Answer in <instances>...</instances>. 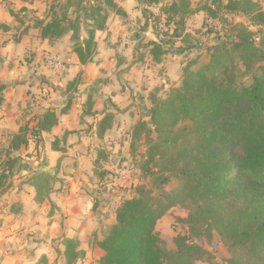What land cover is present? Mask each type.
<instances>
[{
    "label": "trees",
    "instance_id": "1",
    "mask_svg": "<svg viewBox=\"0 0 264 264\" xmlns=\"http://www.w3.org/2000/svg\"><path fill=\"white\" fill-rule=\"evenodd\" d=\"M136 1L144 26L149 24L156 36L146 44L154 62L175 52L178 40L186 42L191 37L184 33V21L196 11L229 25L233 38L207 44L203 54L186 60L179 83L164 97L148 94L150 106L130 128L129 151L134 154L144 145L136 167L152 180L158 193L139 184L133 195L118 203L114 222L94 242L102 251L98 264H197L211 256L202 243L209 245L214 232L230 243V255L216 264H264V36L251 29L264 26V9L254 0H206L196 9L190 0ZM151 5L157 6L156 13L149 10ZM29 11L25 6L8 8L19 24L13 28V40L19 41L30 29H37L38 37L48 44L68 36L81 65L93 61L95 33L105 29L108 12L126 16L117 0H51L42 17H30ZM235 14L246 17L248 24L229 22L228 16ZM160 24L166 28L161 32ZM0 28L12 29L4 23ZM239 72L249 81L239 80ZM80 81L77 74L66 90H76ZM3 89L0 84V107ZM95 96L91 88L84 115L97 114ZM68 109L69 103L59 113L47 107L34 124L28 121L12 134L0 160V188L20 167V156L10 153L26 147L31 139L39 143L42 133L49 132L58 115ZM112 123V113L102 112L95 123L96 136L102 138ZM58 144L59 138H54L51 148L61 150ZM94 166H99L98 161ZM172 179L178 185L166 191ZM49 181L44 172L30 179L37 203L47 199L52 189ZM175 206L187 211L182 218L186 231L176 233L172 237L175 249L167 250L156 225ZM63 245L66 264H75L84 254L76 240L64 238Z\"/></svg>",
    "mask_w": 264,
    "mask_h": 264
},
{
    "label": "crops",
    "instance_id": "2",
    "mask_svg": "<svg viewBox=\"0 0 264 264\" xmlns=\"http://www.w3.org/2000/svg\"><path fill=\"white\" fill-rule=\"evenodd\" d=\"M9 1L15 2V7H27L30 17H42L41 13L45 11V0L32 3ZM117 3L126 16L120 17L109 12L105 29L95 33L97 49L93 61L81 65L71 51L68 36L48 44L38 37L37 29H30L28 34L15 42L13 28L19 26H14L16 20L8 12V8L13 6L5 9L4 2L0 0V23L12 28L8 31L0 28V84L4 85V102L0 107V160L7 153L9 138L18 132L20 126L28 121L34 124L36 116L47 107L59 113L69 103L68 111L58 115L57 124L49 132L42 133L39 143L31 139L26 147L21 146L17 152L10 153L28 159L27 153L33 152L35 156L30 158L35 165L39 163L35 160L36 153L43 151L48 160L43 170L40 167L32 169L33 166L24 162V168L18 170L34 174L37 168L42 170L39 172H46L58 164L59 173L54 178L47 199L41 203L34 199L35 189L29 183L32 176L26 179V183L19 181L13 189L7 188L9 180L12 176L16 177L18 170L0 188V264H52L55 260L57 264L66 262L64 238L76 240L78 249L84 251L77 263L91 262L93 256L99 259L102 255V251L91 243V238L100 240L104 236L115 220L114 209L120 201L116 195L108 199L104 190L96 187L99 174L95 171L94 162L98 161V165H101L110 158L121 156L123 151L124 154L129 151L130 128L134 120L149 107L147 92L157 83H165L167 78L164 76L171 77L185 63L180 65L178 61V46L175 52L164 55L160 62L151 59L147 46L148 54L142 58L140 49L148 41L156 40V36L146 41L147 30L153 31L150 25L144 26L145 20L136 0H117ZM31 9L38 12L30 14ZM138 23L142 26L137 31ZM133 25L136 32L132 31ZM3 40H6L4 44ZM27 52L32 54L30 61L25 59ZM144 60L148 63L144 64ZM77 74L81 79L77 89L90 85L82 95L66 90L68 82ZM176 85L170 86L168 83L163 87L168 90ZM91 88L96 90L93 105V110L97 112L95 116L82 113ZM26 105H30L29 110L33 112L26 117L21 116L20 109ZM102 112L112 113L113 123L104 136L98 138L95 123ZM31 116L33 118L29 120ZM64 133L66 136L63 139ZM54 138H59L58 147L61 150L51 148ZM61 182L65 184L61 185ZM96 202L101 204L102 213L99 207L93 208ZM9 203L16 209H10ZM106 208L113 210L109 220L104 214Z\"/></svg>",
    "mask_w": 264,
    "mask_h": 264
},
{
    "label": "rangeland",
    "instance_id": "3",
    "mask_svg": "<svg viewBox=\"0 0 264 264\" xmlns=\"http://www.w3.org/2000/svg\"><path fill=\"white\" fill-rule=\"evenodd\" d=\"M2 1L4 2L3 5H4L5 9L7 6H13V8L15 10H17L19 8L17 6L15 7V2H10L9 0H2ZM190 1L192 4V7L196 9L201 3H203L206 0H190ZM254 1L262 9H264V0H254ZM50 2H51V0H45L43 2L45 9H46V6ZM139 8H141V5H139ZM148 8L152 12H155V13L157 12V6H155V5L148 6ZM34 12L37 13L38 11L37 10L34 11L33 9H31L30 14H34ZM41 14H44V13H41ZM108 14H109V12H108ZM148 19H149V21H151V18H148ZM142 20L140 22H142ZM228 21L231 23H242V24H246V25L248 24L246 17H244L243 15H240V14L228 16ZM147 25H149V24H147ZM14 26H19V24L16 23V21H15ZM141 26L142 25L139 23H138V28H136L134 25L131 26V27H133L132 31L136 32L135 28L138 31L141 28ZM160 27H161L160 32L162 30L166 29L163 24H160ZM84 28L85 27L82 26V35L84 34V31H83ZM251 29L259 30L258 31L259 34L260 35L262 34V36H264V26L259 27V28L258 27H251ZM147 31H148V33H146V35H145L146 41H148L149 38L154 37V35H155L154 32H150L149 30H147ZM184 31L187 32L188 34H190L191 37L186 42H182L180 39L176 43V46H178V48H181V50H182L181 53L178 54L179 56H177L180 65H182V63L185 62L186 60H188L189 58L196 56V54H203L204 53L203 48L206 47L207 44H212L214 42H218L219 39L229 41V40H232V38H233V33H232V30L229 27V25H222L221 22H218L216 20H212V19L206 17V15L201 11H196L195 13H193V14H191L185 18ZM3 39H6V38H3ZM6 40H8V39H6ZM6 40H3V44L6 42ZM256 40L257 41L259 40V36L256 37ZM197 43L201 44L200 47L198 49L193 48V46ZM190 46H192V47H190ZM139 54H141L142 58L148 54V48L146 45H145V47L140 49ZM31 55L32 54H30V52H27L26 57H25L26 61L31 60V59L29 60V57ZM46 62L48 63L47 59H46ZM143 62H144V64L148 63L146 60H144ZM158 71H159V73L162 72L161 69H159ZM172 71L173 70H170V72H172ZM164 72H165V70H164ZM180 74H181V68H180V71L177 70L175 74H171V77L170 76H164L167 78V81L165 82V80H164L165 83H157L155 86H153L150 89L149 92H147V94H149L150 92H154L158 96L164 97L170 88L168 90H166L167 88L163 87V85L165 86V84H168V83L170 86H172L173 84H178L179 80H180ZM238 77H239V80H241L245 83L249 81V78L246 74H242L239 72ZM88 88H90V85L85 87V88H78V89L74 90L73 92H75L78 95H82L83 93L87 92ZM148 88H149V85L147 86L146 90H148ZM69 91H71V90H69ZM47 92H49V91L47 90ZM147 102L149 103V100ZM149 106H150V103H149ZM30 108H31L30 105H26L24 108L20 109L21 116L25 115V117H26V116H28L29 113L33 112V111L29 110ZM143 115H144V113H141V117ZM31 118H33V116H31L29 118V120ZM136 120H134V122ZM143 151H144V145L141 144L136 149V152L134 154H132L130 151H127V153L124 154V151H123L121 156H117L115 159L110 158V160L108 159V161L106 163H102L101 165L95 167L96 168L95 170L98 174H99V172H102L101 175L99 174V176H97L98 182H97L96 187L102 188L104 190L103 192L105 194H107L106 196L108 199H110L111 195H116L117 197H119L118 198L119 201H121L125 197L133 195L135 190H136V187L139 184H143L147 188H151L155 194L158 193V190L152 185V182H151L152 180L148 177H144L142 175V173L140 172V170L138 169V167H136L137 166L136 162L139 160L140 155ZM0 153H1V151H0ZM72 154H74V153H72ZM27 155L29 156L28 159L20 157V160L18 162V166H20V167H18L19 169L24 168V166H25L24 163H27V165L30 167L33 166L32 169L35 167H40L42 170L44 169L43 166L47 165L48 160H47L46 154H44L43 151L40 153H36L37 157L35 160L38 161L39 163L35 164V165L32 164L33 159L30 158V156H35L34 153L33 152L27 153ZM106 165H108V166L105 167ZM40 168L35 169L34 174L38 173L39 171H42ZM122 169L126 170V173L128 175L127 181L120 180V171ZM18 171L19 172H16V173H18L17 174L18 176L16 174H14V175H16V177L15 178L13 176L11 177V179L9 180L10 184L8 185L7 188L13 189L14 186L17 185L19 181H21V182L23 181L24 183H26L28 180V177L30 178L31 176H34V174L24 173L20 170H18ZM43 172L49 176V179H50L49 183H50V185L53 186L54 178L57 175V173H59L58 164L55 167H51L49 169V171H46V172L43 171ZM101 181H102V183H100ZM63 184H65V183L61 182V185H63ZM177 185H178V180L172 179L167 185H165L164 188L166 191H168V190H171L172 188L176 187ZM93 193H94V191H93ZM8 205H9L10 209H12V210L16 209L15 207H13L12 203L11 204L9 203ZM11 205H12V207H11ZM99 205H101V204H98V202L95 203L96 208H98ZM100 208L101 207H99L98 210H99V212L102 213ZM112 213H113V210H111L109 208L104 209V214L106 216V220H109ZM186 214H187L186 209H184L180 206H175V207L171 208L170 210H168L165 213V216L159 221L158 229H156V230L163 239V246L165 249L174 250L175 245L172 241V237L175 236V234L178 232H185L186 231V226L182 222V218H185ZM95 240H96V238L92 237L91 243L94 244ZM202 244H203L204 248L210 252L211 256L209 258H205L204 260L198 261L197 264L221 263L230 255V249H229L230 243H229V241L222 238L221 236H219L216 232L213 233V238H212V241L209 245L206 243V241H204ZM52 264H57V261L55 260L54 263H52ZM59 264H66V262H63V263L60 262ZM77 264H98V259H97V256H93V260L91 262H85L84 261V262H79Z\"/></svg>",
    "mask_w": 264,
    "mask_h": 264
},
{
    "label": "built area",
    "instance_id": "4",
    "mask_svg": "<svg viewBox=\"0 0 264 264\" xmlns=\"http://www.w3.org/2000/svg\"><path fill=\"white\" fill-rule=\"evenodd\" d=\"M53 59V58H52ZM55 63V62H54ZM127 177H128V175H127V173H126V170L125 169H122L121 171H120V180H122V181H127Z\"/></svg>",
    "mask_w": 264,
    "mask_h": 264
}]
</instances>
